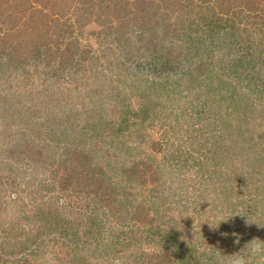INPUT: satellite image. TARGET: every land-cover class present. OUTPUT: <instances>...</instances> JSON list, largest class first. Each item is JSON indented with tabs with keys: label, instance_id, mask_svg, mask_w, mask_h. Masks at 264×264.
<instances>
[{
	"label": "rangeland",
	"instance_id": "rangeland-1",
	"mask_svg": "<svg viewBox=\"0 0 264 264\" xmlns=\"http://www.w3.org/2000/svg\"><path fill=\"white\" fill-rule=\"evenodd\" d=\"M104 116L140 134L113 166L130 159L137 180L151 165L145 229L113 264H264V0H0V257L63 195L44 190L65 159L113 161L91 131ZM20 188L35 191L22 209Z\"/></svg>",
	"mask_w": 264,
	"mask_h": 264
},
{
	"label": "trees",
	"instance_id": "trees-1",
	"mask_svg": "<svg viewBox=\"0 0 264 264\" xmlns=\"http://www.w3.org/2000/svg\"><path fill=\"white\" fill-rule=\"evenodd\" d=\"M167 63L169 64V61ZM97 124L98 126H94L90 130L96 133L98 131L101 134L105 133V145H110L109 147L115 153L114 157L112 155L109 157L113 161L101 163L98 160L89 161L87 158L79 161L70 158L65 159L61 166L65 168H71V164L74 166L71 169L64 170L65 173L62 176L55 175L52 172V182L44 190L52 194L60 192L63 195H57V198H52V201H50L51 198H45V200L40 198V201L29 210L23 219L29 221L33 219L37 226L36 230L33 231L34 233L29 232V230L26 234L24 232V235H27L24 237V241L20 240L16 244V238L21 239L19 238L21 236L15 234L14 223L8 226L7 232H11L10 237L15 242L14 245H22L14 252L10 251V254L5 252V256L1 255L0 259L4 264H113L115 258L130 247L134 230L140 228L139 231H141L144 228H141V225H137V223L142 219L139 214L148 207V200L143 197L138 200L135 189L146 184L145 177L147 171H150L151 168L149 160L148 158L141 160L143 170L137 180L134 178L136 170L128 171V168H125L129 166L128 164L125 166V163L130 162V159L123 158L119 162L120 168L113 166L120 158L118 153L129 151V155H131V151L137 149L132 143L139 138L140 134L135 130L134 132H125L129 125L125 120L119 123L117 127H110L109 118L104 116L99 118ZM94 128L96 129L94 130ZM131 164V168H135L136 165ZM41 182L46 184L44 181ZM150 190L154 191L153 188ZM17 191L18 197H13L17 199L14 207H18L19 203L20 209H22L28 205L27 202H22V196L25 193L28 195L35 191L25 188H20ZM159 195L164 197L165 194L162 193V189ZM86 198L87 201H90V204L97 208L92 209L93 207L87 201H84ZM73 199L82 202L83 211L79 209L78 203L73 202ZM94 210L99 212L95 213ZM110 217L114 222L109 220ZM169 220L164 225H167ZM41 228L46 232H42ZM181 228L185 229L187 227L182 226ZM149 230H153V232L162 230V233H166L168 228H164L160 224L151 226ZM192 230L195 234L198 232L197 228L193 227ZM53 231L57 236L53 235ZM39 232L45 233L47 236L40 238ZM198 235L200 234L196 236L191 234L190 237L197 239ZM202 238L205 239L206 237L203 236ZM179 241H177V246L180 253L172 251L177 261L182 258L179 249L184 243L183 239ZM8 242L10 241L8 240ZM197 247V245H194L193 250L189 249L188 252L197 251ZM203 252L205 250H199L194 252L195 254L192 256L207 254ZM134 253L128 256L129 260L133 258L135 261L136 256H134ZM155 253L154 260L156 264L171 261L164 254H160L161 252ZM150 261L148 259L145 264H153V261ZM196 263H199V261L196 260Z\"/></svg>",
	"mask_w": 264,
	"mask_h": 264
},
{
	"label": "clouds",
	"instance_id": "clouds-1",
	"mask_svg": "<svg viewBox=\"0 0 264 264\" xmlns=\"http://www.w3.org/2000/svg\"><path fill=\"white\" fill-rule=\"evenodd\" d=\"M258 250H259V245H253V247H252V251H253V252H256V251H258ZM237 264H245L244 259H239V260L237 261Z\"/></svg>",
	"mask_w": 264,
	"mask_h": 264
}]
</instances>
